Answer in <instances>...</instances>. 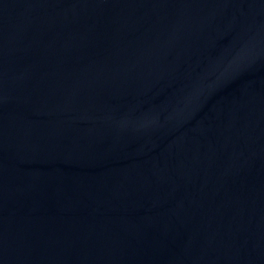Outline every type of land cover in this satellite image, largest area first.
<instances>
[{
  "label": "water",
  "instance_id": "1",
  "mask_svg": "<svg viewBox=\"0 0 264 264\" xmlns=\"http://www.w3.org/2000/svg\"><path fill=\"white\" fill-rule=\"evenodd\" d=\"M0 264H264V0H0Z\"/></svg>",
  "mask_w": 264,
  "mask_h": 264
}]
</instances>
